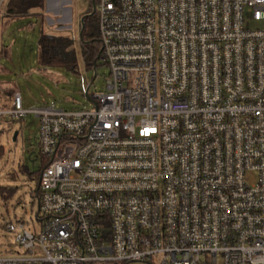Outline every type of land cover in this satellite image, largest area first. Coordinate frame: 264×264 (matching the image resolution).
Listing matches in <instances>:
<instances>
[{
  "label": "built area",
  "instance_id": "2783aa9c",
  "mask_svg": "<svg viewBox=\"0 0 264 264\" xmlns=\"http://www.w3.org/2000/svg\"><path fill=\"white\" fill-rule=\"evenodd\" d=\"M92 4L95 108L0 112L36 116L47 162L0 264H264V0Z\"/></svg>",
  "mask_w": 264,
  "mask_h": 264
},
{
  "label": "rangeland",
  "instance_id": "374dc122",
  "mask_svg": "<svg viewBox=\"0 0 264 264\" xmlns=\"http://www.w3.org/2000/svg\"><path fill=\"white\" fill-rule=\"evenodd\" d=\"M11 2L5 0L0 9V112L15 108L16 94L21 95L24 110L53 105L66 111L93 110L90 98L108 92L110 71L101 60L96 67L89 66L83 54L81 33L84 17L94 14L92 0H46L41 15L18 18L8 12ZM42 33L72 41L75 69L40 63ZM39 138L35 115L0 118V188L14 191L7 202L0 193V254L19 251L8 224L23 221L31 230L40 229L37 173L45 160Z\"/></svg>",
  "mask_w": 264,
  "mask_h": 264
},
{
  "label": "trees",
  "instance_id": "16d2710c",
  "mask_svg": "<svg viewBox=\"0 0 264 264\" xmlns=\"http://www.w3.org/2000/svg\"><path fill=\"white\" fill-rule=\"evenodd\" d=\"M46 6V0H12L8 5V12L13 17H27L31 15H41V11H44ZM81 33V44L83 48V54L88 61L89 66L98 64L101 60V41L98 31V21L96 14L84 17V24ZM40 63L47 67H67L75 69L77 61L75 52L73 50L72 41L69 39H63L54 37L42 33L39 41ZM1 151V150H0ZM1 158V152H0ZM41 171L38 175V187L36 194H39L40 185V173L47 166L46 161H42ZM0 193L3 199L7 202L13 195L12 189L0 188Z\"/></svg>",
  "mask_w": 264,
  "mask_h": 264
},
{
  "label": "water",
  "instance_id": "95a60500",
  "mask_svg": "<svg viewBox=\"0 0 264 264\" xmlns=\"http://www.w3.org/2000/svg\"><path fill=\"white\" fill-rule=\"evenodd\" d=\"M88 94V93H87ZM88 96V95H87ZM17 135V134H16Z\"/></svg>",
  "mask_w": 264,
  "mask_h": 264
},
{
  "label": "flooded vegetation",
  "instance_id": "af4514ba",
  "mask_svg": "<svg viewBox=\"0 0 264 264\" xmlns=\"http://www.w3.org/2000/svg\"><path fill=\"white\" fill-rule=\"evenodd\" d=\"M40 171H41V169H40Z\"/></svg>",
  "mask_w": 264,
  "mask_h": 264
}]
</instances>
